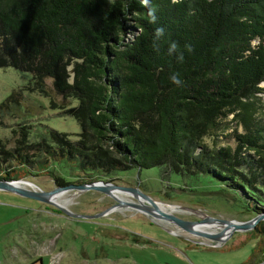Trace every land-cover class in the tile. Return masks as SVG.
I'll use <instances>...</instances> for the list:
<instances>
[{"label": "trees", "instance_id": "obj_1", "mask_svg": "<svg viewBox=\"0 0 264 264\" xmlns=\"http://www.w3.org/2000/svg\"><path fill=\"white\" fill-rule=\"evenodd\" d=\"M0 66L75 98L67 110L81 129L73 140L51 130L11 149L0 141V179L19 178L7 153L45 168L29 146L89 177L162 166L264 212V122L247 101L264 80V0H0ZM252 229L264 238L263 220Z\"/></svg>", "mask_w": 264, "mask_h": 264}, {"label": "rangeland", "instance_id": "obj_2", "mask_svg": "<svg viewBox=\"0 0 264 264\" xmlns=\"http://www.w3.org/2000/svg\"><path fill=\"white\" fill-rule=\"evenodd\" d=\"M69 70L68 65V80ZM257 85L262 89L247 101L252 115L264 122V80ZM37 86L28 71L0 66V141L5 149L15 147L16 140L21 138L27 143L36 141L40 134L47 136L51 130L77 139L80 126L67 110L76 104V99L56 93L50 79L44 78L42 88ZM226 120L230 129L241 130L238 117L228 113ZM203 140L210 145L233 144L230 138L223 137L215 143L210 136ZM24 149L30 161L44 159L45 168H36L34 163L22 168L7 153L6 169L35 185V190L95 179L134 187L155 203L175 204L170 212H165L187 220L206 215L246 220L256 214L247 211L233 193L223 194L189 174L165 169L162 173V166L130 167L89 177L90 171L72 169L33 147ZM60 178L64 184L57 183ZM66 189L61 197L66 208L63 211L53 202L0 188V264H264V238L253 226L233 229L224 239L213 240L162 216L151 218L145 210L129 205L128 202L146 205L132 194L112 195L93 188ZM116 197L123 200L120 206L94 217L79 216L103 210L116 203ZM259 220L264 221V216L254 224Z\"/></svg>", "mask_w": 264, "mask_h": 264}, {"label": "water", "instance_id": "obj_3", "mask_svg": "<svg viewBox=\"0 0 264 264\" xmlns=\"http://www.w3.org/2000/svg\"><path fill=\"white\" fill-rule=\"evenodd\" d=\"M16 180H22L21 178H16V179H0V188H6L8 190L14 191V192H18L21 194H25L29 197H33L36 199H42V201H49L48 197L51 193L61 189V188H67V187H75V188H93V189H101L103 191H105L107 194H111L110 193V189L111 188H120L123 190H127L129 192L132 193H137L139 194L141 197L145 198L146 201L149 202L150 206H153L154 209L149 208L148 206L141 204V203H134L132 204L131 202H128L129 205L131 204L132 206H134L135 208H140L142 210H145L148 214L153 215L154 217H164L168 220H170L171 222L181 226L184 229H187L191 232L200 234L204 237L213 239V240H221L224 239L231 230L233 229H246V228H250L254 225V222L260 218L264 216V212H259L254 214L252 217L246 219V220H234V219H220V218H215V217H211V216H204L200 219L197 220H187V219H183L180 218L174 214H170L167 212H164L162 210H159L155 204H154V200H152L149 196L140 193L139 191H137L136 188L131 187V186H124V185H118V184H114L108 181H102V180H98V181H89V182H81V183H70V184H66V185H62V186H55L54 188L50 189V190H35L33 188H25L23 186H19L16 184H13L11 181H16ZM115 197V196H113ZM117 202L114 204L109 205L108 207L104 208L103 210H100L96 213H92V214H80V217L83 218H89V217H94V216H98L103 214L104 212H106L107 210L114 208L116 206H120L121 202H123L122 199L117 198ZM126 204H128L127 202H125ZM55 204V203H54ZM60 210L66 211V208L63 207L62 205L59 204H55ZM176 205L174 204V207ZM215 222L221 225V227L216 230V231H207V230H202L199 228H195L193 225L195 224H201L204 222Z\"/></svg>", "mask_w": 264, "mask_h": 264}, {"label": "bare ground", "instance_id": "obj_4", "mask_svg": "<svg viewBox=\"0 0 264 264\" xmlns=\"http://www.w3.org/2000/svg\"><path fill=\"white\" fill-rule=\"evenodd\" d=\"M13 184H16V185H19V186H23V187H29V188H34V189H37V187H35V185L31 184L30 182L26 181V180H16V181H11ZM70 188V187H69ZM110 193L112 195H118V194H122L124 196V193H129V194H132L134 196H137L143 203H145L147 206H149V202L145 200V198H142L139 194L137 193H132V192H129L127 190H123V189H120V188H111L110 189ZM67 191L66 188H61L53 193H51L48 197L49 199V202H53L55 204H59V205H64L65 202L64 200L61 198L64 194V192ZM65 195V194H64ZM64 198V197H63ZM69 198V197H68ZM65 199V198H64ZM67 199V198H66ZM69 203V202H68ZM67 204V203H66ZM70 204V203H69ZM155 206L159 209V210H162V211H167L169 210V212L174 208V205H170V204H163V203H155ZM177 206V205H176ZM65 207V206H64ZM131 207V206H130ZM151 209H154L153 206H149ZM146 214H148L146 212ZM204 214V213H203ZM149 216H151V218H155L153 215L149 214ZM156 220V219H155ZM195 228H199V229H202V230H207V231H212V230H218L221 225L218 224V223H215V222H204V223H201V224H195L193 225Z\"/></svg>", "mask_w": 264, "mask_h": 264}, {"label": "clouds", "instance_id": "obj_5", "mask_svg": "<svg viewBox=\"0 0 264 264\" xmlns=\"http://www.w3.org/2000/svg\"><path fill=\"white\" fill-rule=\"evenodd\" d=\"M150 15H151V17H152V21L154 22V21H155V16H154V14L150 13ZM162 34H163V29H162V28H157V29H156V35H157V37H159V36L162 35ZM176 47H177V46H176L175 42H173V43L170 45V49H169V51H170V52H171V51H174V50L176 49ZM171 79L173 80L174 83H177V84L180 83V81H179V79H178L177 76H173Z\"/></svg>", "mask_w": 264, "mask_h": 264}]
</instances>
